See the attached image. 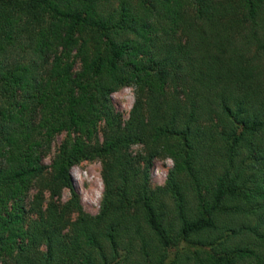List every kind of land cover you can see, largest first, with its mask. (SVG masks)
Returning a JSON list of instances; mask_svg holds the SVG:
<instances>
[{
	"label": "trees",
	"instance_id": "1",
	"mask_svg": "<svg viewBox=\"0 0 264 264\" xmlns=\"http://www.w3.org/2000/svg\"><path fill=\"white\" fill-rule=\"evenodd\" d=\"M0 264H264V0H0Z\"/></svg>",
	"mask_w": 264,
	"mask_h": 264
},
{
	"label": "rangeland",
	"instance_id": "2",
	"mask_svg": "<svg viewBox=\"0 0 264 264\" xmlns=\"http://www.w3.org/2000/svg\"><path fill=\"white\" fill-rule=\"evenodd\" d=\"M112 102L115 109L121 113L124 120L129 118L130 111L135 102V86L124 85L112 94ZM65 132L58 134L53 141V149L44 159V163L50 165L58 147L65 137ZM141 144L132 147L134 154L142 151ZM174 166L170 157H160L154 160L150 172V183L153 188L166 183L169 170ZM72 177L75 183L85 211L97 214L101 207L103 198L104 182L102 178V162L100 160H84L71 168ZM46 196L49 193L46 192ZM71 196L70 190L65 188L61 201H67ZM76 215H74L75 217Z\"/></svg>",
	"mask_w": 264,
	"mask_h": 264
}]
</instances>
